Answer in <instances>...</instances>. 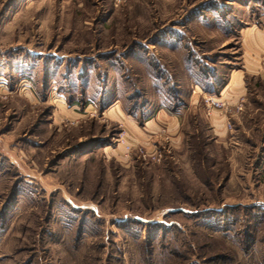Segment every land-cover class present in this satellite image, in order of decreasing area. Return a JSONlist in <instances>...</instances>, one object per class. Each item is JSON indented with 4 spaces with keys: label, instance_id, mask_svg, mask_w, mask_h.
I'll return each mask as SVG.
<instances>
[{
    "label": "rangeland",
    "instance_id": "obj_1",
    "mask_svg": "<svg viewBox=\"0 0 264 264\" xmlns=\"http://www.w3.org/2000/svg\"><path fill=\"white\" fill-rule=\"evenodd\" d=\"M249 24L264 0H0V264H264V79L230 128L203 104ZM159 109L179 142L131 140Z\"/></svg>",
    "mask_w": 264,
    "mask_h": 264
},
{
    "label": "crops",
    "instance_id": "obj_2",
    "mask_svg": "<svg viewBox=\"0 0 264 264\" xmlns=\"http://www.w3.org/2000/svg\"><path fill=\"white\" fill-rule=\"evenodd\" d=\"M239 40L242 64L239 68L231 69L226 83L219 89L218 94H216L223 100L233 103L234 106L237 103L241 104L243 100L247 101V98H244V96L252 80L264 79V25L258 27L256 24H249L242 28ZM194 86L195 89L199 91V86ZM194 96L195 95H193V97L191 96V104L196 101ZM216 114L217 116L211 121L213 129L218 132L222 131L223 128L227 129L225 125L226 117L224 118V116L219 113ZM181 117V112L159 109L154 116L148 118L144 122L145 125L142 126L141 129L134 121L127 120V129L131 134L130 139L133 141H141V143L143 141L146 142V139L149 138L151 134L160 132L164 129L169 133L167 137L168 141L173 144L178 143L181 139V134H179L181 131Z\"/></svg>",
    "mask_w": 264,
    "mask_h": 264
},
{
    "label": "built area",
    "instance_id": "obj_3",
    "mask_svg": "<svg viewBox=\"0 0 264 264\" xmlns=\"http://www.w3.org/2000/svg\"><path fill=\"white\" fill-rule=\"evenodd\" d=\"M203 104L207 116L213 114L214 112H217L225 116L227 114V111L230 110L226 102L216 94L204 93ZM236 109H240L239 106H237ZM230 127H231L230 122H226V128H230ZM118 143L121 144L126 151H128L131 147L130 144L127 142L126 138L122 134L118 138ZM158 155L159 154L153 156V158L158 157Z\"/></svg>",
    "mask_w": 264,
    "mask_h": 264
},
{
    "label": "trees",
    "instance_id": "obj_4",
    "mask_svg": "<svg viewBox=\"0 0 264 264\" xmlns=\"http://www.w3.org/2000/svg\"><path fill=\"white\" fill-rule=\"evenodd\" d=\"M225 83H226V80H225V81H222V82L220 83V85L218 86V89H216L217 92L219 91L220 88H222V87L224 86Z\"/></svg>",
    "mask_w": 264,
    "mask_h": 264
}]
</instances>
